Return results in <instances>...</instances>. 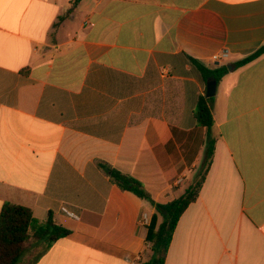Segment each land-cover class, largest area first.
I'll return each instance as SVG.
<instances>
[{"label":"crops","instance_id":"0c3cea01","mask_svg":"<svg viewBox=\"0 0 264 264\" xmlns=\"http://www.w3.org/2000/svg\"><path fill=\"white\" fill-rule=\"evenodd\" d=\"M262 47L264 0H0V214L52 211L70 231L36 264L151 259L155 207L101 163L157 203L184 194L206 150L199 100L224 65L213 162L165 264H264V54L235 66Z\"/></svg>","mask_w":264,"mask_h":264},{"label":"trees","instance_id":"16d2710c","mask_svg":"<svg viewBox=\"0 0 264 264\" xmlns=\"http://www.w3.org/2000/svg\"><path fill=\"white\" fill-rule=\"evenodd\" d=\"M264 54V47L251 56L239 61L235 66L242 67ZM229 72L227 66H222L210 72L211 77L218 82ZM214 97L202 96L199 100L196 119L207 130V143L200 177L190 185L184 194L168 203H157L141 181L133 176L122 173L111 165L101 163L109 173L111 181L121 190L129 191L140 199L149 202L156 209L148 226L147 242L153 252L151 259L144 264H165L170 245L180 218L187 208L197 200L206 176L210 170L215 153L216 138L213 135L214 118L212 103ZM161 219V221H160ZM70 235V231L59 225L52 211L45 221L33 216L30 208L7 202L0 214V264H21L24 255L33 247L42 245L33 261L36 262L60 239Z\"/></svg>","mask_w":264,"mask_h":264},{"label":"water","instance_id":"95a60500","mask_svg":"<svg viewBox=\"0 0 264 264\" xmlns=\"http://www.w3.org/2000/svg\"><path fill=\"white\" fill-rule=\"evenodd\" d=\"M228 69L232 70L233 67L228 65ZM216 90H217V81L216 80H212L208 83V88H207V93H206V97L208 98H212L216 95Z\"/></svg>","mask_w":264,"mask_h":264},{"label":"built area","instance_id":"2783aa9c","mask_svg":"<svg viewBox=\"0 0 264 264\" xmlns=\"http://www.w3.org/2000/svg\"><path fill=\"white\" fill-rule=\"evenodd\" d=\"M227 56H228V53H227L226 51H224V52H222V53H218V54L214 55L212 58H213L214 61H220L222 58H225V57H227ZM64 210H65L70 216H74L73 213L67 211L66 209H64ZM146 221H148V220L146 219Z\"/></svg>","mask_w":264,"mask_h":264},{"label":"rangeland","instance_id":"374dc122","mask_svg":"<svg viewBox=\"0 0 264 264\" xmlns=\"http://www.w3.org/2000/svg\"><path fill=\"white\" fill-rule=\"evenodd\" d=\"M224 66H225V65H224ZM212 73H213V72H212ZM212 73H211V74H212ZM211 74L209 73L210 76H211ZM213 101H214V100H213Z\"/></svg>","mask_w":264,"mask_h":264}]
</instances>
